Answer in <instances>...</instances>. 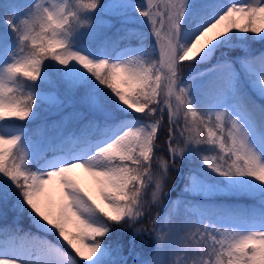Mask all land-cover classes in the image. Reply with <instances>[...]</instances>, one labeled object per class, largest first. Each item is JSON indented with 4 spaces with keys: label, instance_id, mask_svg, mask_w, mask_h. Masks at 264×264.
I'll return each mask as SVG.
<instances>
[{
    "label": "snow or ice",
    "instance_id": "snow-or-ice-1",
    "mask_svg": "<svg viewBox=\"0 0 264 264\" xmlns=\"http://www.w3.org/2000/svg\"><path fill=\"white\" fill-rule=\"evenodd\" d=\"M0 8V264H264V0Z\"/></svg>",
    "mask_w": 264,
    "mask_h": 264
},
{
    "label": "trees",
    "instance_id": "trees-1",
    "mask_svg": "<svg viewBox=\"0 0 264 264\" xmlns=\"http://www.w3.org/2000/svg\"><path fill=\"white\" fill-rule=\"evenodd\" d=\"M5 3H14V4L23 5V4H27L28 0H0V5L5 4ZM2 14H3V8H0V15H2ZM113 23L116 24V27H119V25L116 23V21L115 22L113 21ZM116 27H113L112 29H110L107 32V34L109 36L115 37L116 36ZM256 47L259 48L260 45H256ZM184 74L185 75L187 74V69H185ZM254 99H255V97H254ZM257 103H259L258 100H257ZM79 108H80L79 104H75L73 107H69L66 103L65 108L60 110L59 113L47 112V111L42 110L41 119L36 121L35 124L32 125V127L35 128L37 124H42V123L51 124L52 121H58L61 119V116L67 115L68 113H72ZM76 126L77 125H76L75 121L70 120L66 127H63V128L49 127V128H47L44 131V136L46 138L52 137L51 139H55L56 137H58L61 134V132L70 131V130L74 129ZM55 134H57V136H55ZM159 154L164 155L165 158H167L166 157V150L162 151ZM178 166L183 168V171L185 174L187 173V171H188L187 165H180L178 162ZM154 167H155V165H154ZM179 174H180L179 172L173 171L171 173V179L168 181V190H170L172 192L173 199L176 198L177 192L182 191L183 187H184V178L180 177ZM149 199H150V193H149ZM195 199H199V198H195ZM227 202L238 204L240 207H244L246 204H251V201H247V200H235V201L228 200ZM164 204H165V201H164ZM164 204L161 205L159 207V209L156 206H153V212L160 210L161 215H163ZM181 215H183V209H181ZM31 230L34 231V229H31ZM116 238L119 239L120 237H116ZM154 248H155L154 239H151V238H148L147 236H145V237H143V244H141V238H138L137 239V250H136L137 255L133 258L137 259V260L149 259L152 256ZM174 258L175 257L172 256L171 254H165L161 257V259H163L165 261L170 260V259H174Z\"/></svg>",
    "mask_w": 264,
    "mask_h": 264
},
{
    "label": "rangeland",
    "instance_id": "rangeland-1",
    "mask_svg": "<svg viewBox=\"0 0 264 264\" xmlns=\"http://www.w3.org/2000/svg\"><path fill=\"white\" fill-rule=\"evenodd\" d=\"M115 22V21H114ZM55 136H57V134H55ZM52 137H48V139H51ZM80 175H86V174H83V173H81ZM180 177H182L181 175H180ZM86 187H88L90 190H93L94 191V185H92L91 184V179L90 178H88V182L86 183V185H85ZM182 196H184V193H183V190L182 191H180V192H177V196H176V198L177 197H182ZM175 198V199H176ZM189 198H192V197H189ZM196 198H198V197H196ZM164 205H167V200H165V204ZM164 207V206H163ZM34 231H35V229H34ZM68 251H71L70 249H68ZM73 255H74V253H73ZM81 264H83V262H81Z\"/></svg>",
    "mask_w": 264,
    "mask_h": 264
}]
</instances>
